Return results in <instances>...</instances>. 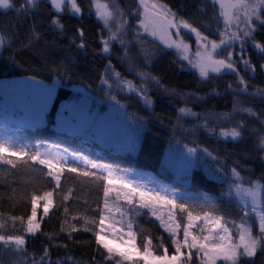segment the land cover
<instances>
[{
	"label": "snow or ice",
	"instance_id": "snow-or-ice-1",
	"mask_svg": "<svg viewBox=\"0 0 264 264\" xmlns=\"http://www.w3.org/2000/svg\"><path fill=\"white\" fill-rule=\"evenodd\" d=\"M210 3L214 9L219 6L214 19L218 21L220 18L223 19V28L217 26L218 40H210L187 20L177 18L176 13L167 4L159 3L158 0H136L135 8L131 10L121 9L118 4L90 0L91 7L95 10L94 14L102 22L103 30L108 33L107 39L104 38L103 31L101 35L102 52L108 62L104 73L98 78L96 91L84 85L75 89L78 95L65 106L63 114H57L56 128L85 142L99 140L109 148L122 151L137 150L148 132L149 121L135 113H130L127 102H122L120 97L135 95L146 109L154 106V101L148 94V84L152 83L159 87L160 79L145 70L150 66L148 56L144 58V67L140 68L133 65L128 55L130 46L134 43L140 44L147 37L159 40L165 50H174L180 70L198 74L201 83L235 73L236 86L233 88V85L229 84L228 90L247 94L248 84L244 77L240 76L238 64L242 63L245 71L255 74L256 65L244 57L245 45L249 41L264 60V44L254 39L257 27L264 28V0H210ZM50 4L57 14L50 22L54 29L63 32L64 25L61 24L59 16L65 12V9L69 15L77 14L78 18H82L83 9L77 0H50ZM29 7L35 8L36 0H26V3L16 11L26 12ZM13 8H15L13 0H0V9ZM182 30L195 37L194 53L185 42ZM78 34L80 43L77 47L84 49L86 45L83 30L79 29ZM34 35L39 38L38 33ZM114 43H119L124 52V55L118 59L121 62L127 60L129 69L135 67V75L141 81L140 85L116 71L111 61ZM11 44V39L6 41L5 36L0 35V51L6 46L11 47ZM237 44L240 53L235 56L231 49H235ZM218 56L222 58L218 59ZM62 67L61 64L50 69V74L55 76L54 85L63 82L67 70L65 68L64 74H61ZM259 68L264 72V63H260ZM22 84L30 96L39 98L40 102L34 110L33 118L36 125L43 124L54 88H49L44 81L35 77L25 78ZM164 91L174 90L164 89ZM97 92L102 94L97 95ZM212 94L216 93L213 91ZM183 95H192V93ZM197 99L203 98L197 97ZM238 103L237 101L236 104ZM243 111L254 115L251 109ZM202 116L204 123L193 125V134L195 129L203 127L209 134L217 135L218 141L219 137H231L235 141L242 136V124L230 130L221 128L216 134L207 123L212 116L211 113L205 111L201 114L187 107L179 108L177 122L169 136L168 148L161 163L162 168L173 177L171 184L163 181L145 182L142 177L137 176L135 168L106 163L99 156L92 157L82 151L49 143L43 138L28 144L0 139V163L16 168L18 161H22L25 165L31 162V165L42 166V174L50 178L47 184L51 190L43 191L42 195L31 196V214L27 217L26 233L34 236L40 230L41 224L37 220L38 207L42 205L41 219L47 217L50 206L53 205V193L66 191L67 194L63 195L61 203L69 200L73 195L72 189H65L62 180L67 181L70 176L75 175L95 182L98 189L102 190V206L100 199L95 201L96 206L92 209L93 218L89 220L84 216L80 219L85 225L89 223L95 225V217L98 216V227L93 231V235L97 247L102 248L106 253L105 264H140L141 260L143 264H192L194 255L198 264H241L244 258H248V264H251V258L256 256L258 250L264 252V182H262L264 174L255 180L251 178L245 180L236 167L230 169V174L225 172L222 166L215 169L208 168L211 173L210 178L217 183L227 185V189H222L216 196L207 192H200L195 196L188 194L186 186L193 171L199 167L207 168L204 163L206 160L211 159L216 162L218 159L195 140L189 143L183 142V133L189 129L184 127L181 120L185 117L199 120ZM178 130L181 131L180 138L177 137ZM258 148L264 152V136L260 137ZM11 157L17 159L13 160ZM260 159L264 161V156ZM44 169L47 171L44 172ZM222 199L234 201L236 208L243 213L239 224L235 221L229 222L223 215L218 214V202ZM88 207L91 208V205ZM64 212L67 213L68 209L65 208ZM142 215L154 217L159 221L160 228L167 233L169 246L174 249L171 255L163 236L158 238L157 245H153L150 236L144 237L141 240L142 251L137 247V232L134 226L136 218ZM256 222H258V231L254 232L253 225ZM0 227H3V224H0ZM66 228L71 230L69 239L71 232L80 230L71 223H67L66 227L62 226L61 230L64 231ZM83 230L92 229L84 227ZM233 231L236 235H233ZM0 242L8 246L14 245L17 251H23L26 244L24 235H0ZM154 248L163 249V253L154 255ZM49 255L48 249L45 248L40 264H44L45 258ZM134 257H139V260ZM54 264H67V262L56 261Z\"/></svg>",
	"mask_w": 264,
	"mask_h": 264
},
{
	"label": "trees",
	"instance_id": "trees-1",
	"mask_svg": "<svg viewBox=\"0 0 264 264\" xmlns=\"http://www.w3.org/2000/svg\"><path fill=\"white\" fill-rule=\"evenodd\" d=\"M101 1L112 5L118 4L124 10L134 9L136 5V0ZM158 1L167 4L176 13L177 18H183L190 24L188 17L191 18L192 15L197 14L198 24L202 25L200 20H203L205 16L203 15L204 6L201 3H204V0ZM208 2L210 3V0ZM13 3L15 8L12 10L0 9V35H4L6 41L8 39L12 41L11 47L6 46L0 51V78L31 76L53 82L55 76L50 74V69L62 64L61 74H64L65 68L67 70L46 112V123L31 128L26 127L28 129L24 134L29 136L33 143L38 139L57 137L60 134L53 126L55 114L62 100L74 94L72 89L74 84L90 86L93 91H96L98 78L104 73L108 62L102 52V31L105 39L107 35L101 21L94 14L95 10L91 7L90 0H77L83 9L82 18H78L77 14L69 15L67 9L59 16L61 24L64 25L63 32L51 26L50 22L57 14L49 0H36L35 8L29 7L26 12L20 13H17L16 9L25 4L26 0H13ZM192 26L196 27L194 24ZM79 29L84 32L86 45L84 49L77 47L80 43ZM34 33L39 34L38 39ZM182 35L194 53L195 38L190 33H186V30H182ZM128 38L131 39V37ZM254 39L264 44V28L257 27ZM231 50L234 51L235 56L240 53L238 44ZM123 55L124 52L119 43H114L111 61L116 71L126 79L140 85L141 81L135 75V67L129 69L127 60L121 62L118 59ZM128 55L133 65L140 68L144 67V58L148 56L150 66L145 70L159 78L161 85L158 87L152 83L148 84V94L154 101L151 109H146L135 95L120 97L122 102H127L130 113H135L149 121L148 132L143 137L139 148L133 153L123 154L127 162L160 175L169 136L177 122L178 109L187 107L196 113L203 114L205 111L211 113L212 116L207 123L216 134L221 128L230 130L237 125H243L241 138L234 141L231 137H219L218 141L217 135L209 134L203 127L195 129L193 134V125L204 123L203 116L199 120L191 117L181 120L184 127L189 129L183 133V142L189 143L195 140L201 147L207 148L218 157L216 162L211 159L204 162L209 168L215 169L222 166L223 170L230 174V169L236 167L245 180L248 178L255 180L264 174V161L260 159L264 156V152L258 148L260 137L264 136V72H261L259 68V64L264 63V60L252 46L251 41L245 45L244 57L256 65L255 74L245 71L242 63L238 64L240 76H243L248 84L247 94L228 90L227 85L232 84L233 88L236 86L235 73L201 83L198 74L180 70L174 50H165L164 46L151 37L145 38L140 44L134 43L130 46ZM164 89L174 91L165 92ZM213 91L216 94H212ZM186 93H192V95H183ZM101 94L97 92V95ZM197 97L203 99H197ZM237 101L238 104H236ZM234 104H236L235 108ZM244 109H251L254 115L243 111ZM177 137H181L179 130ZM119 155L122 153L119 152ZM29 165L18 161L17 167L12 168L10 165L0 163V224H3V227H0V235H24L26 240L23 251H17L14 245L8 246L0 242V249L3 252H10L9 257L0 256V263L40 264L44 249L47 248L50 255L45 258L44 264L49 262L54 264L56 261H66L67 264H74V262L105 264L106 253L102 248L97 247L93 235V231L98 227V216L95 217V225L91 223L85 225L80 219L84 216H87L89 220L93 218L92 209L95 208V201L98 199L101 200L102 206V190L98 189L95 182L85 178L73 175L67 181L62 180L65 189L71 188L73 195L62 204L63 195L67 192L53 193V205L50 206L47 217L41 219L42 205L38 207L37 220L41 224L40 230L34 236L26 233L27 217L31 214V196L42 195L43 191L51 190L47 184L50 178L42 174V166ZM43 171L46 172L47 169ZM188 187L196 194L207 192L213 196L224 190L222 184L207 176L205 167H199L193 171ZM89 205L91 208L88 207ZM65 208L68 209L67 213L64 212ZM218 208V214L223 215L225 219L241 222L243 213L236 208L234 201L222 199L218 202ZM13 217L17 219L13 220ZM20 217L23 219H19ZM67 223L74 224L80 229L77 232H71V239H69L70 229L61 230ZM84 227L92 230L84 231ZM253 229L254 232L258 231V222L253 225ZM134 230L137 232L136 244L141 251L143 248L141 240L147 236L151 237L153 245H157L158 238L163 236L165 245L169 246L167 233L160 228L159 221H156L154 217L146 215L137 217ZM168 251L171 255L174 249L169 246ZM153 253L160 255L163 249L154 248ZM69 257H71L70 260ZM192 264H196L194 258ZM241 264H248V258L242 259ZM251 264H264V252L258 250L256 256L251 258Z\"/></svg>",
	"mask_w": 264,
	"mask_h": 264
},
{
	"label": "rangeland",
	"instance_id": "rangeland-1",
	"mask_svg": "<svg viewBox=\"0 0 264 264\" xmlns=\"http://www.w3.org/2000/svg\"><path fill=\"white\" fill-rule=\"evenodd\" d=\"M100 2L104 3L101 0ZM201 4L202 6H204L203 15L205 16L203 20L202 19L200 20V22H202L201 23L202 25L198 24L199 17H196L197 14L192 15L191 18L188 17V20L191 22V24H194L204 35L208 36L210 40L212 39L218 40L217 26L219 25V27L222 29L223 19L220 18L219 21L217 19H214L216 9L213 8V6L211 5V3L208 2V0H204V3ZM106 35L108 38L107 31H106ZM157 41L159 44H161L159 40ZM27 77H31V76H13V77L0 78V138L6 139L12 143H25V144L31 143L32 140H30V137L24 134V132H26V130L28 129L26 127L31 128L37 126L34 123L33 116H34V110L40 101L38 97L33 98L32 96H30L28 91L25 89V86L22 84V81ZM36 79L40 80L38 78ZM44 82L49 88H54L52 99L48 102L46 108V112H47L53 98L57 93L58 84L54 85L53 82H46V81ZM80 86L81 85L79 84H74L72 86L74 94L71 97L62 100L55 114V122L57 119V114L58 113L63 114L65 111V106L78 95L75 89L79 88ZM21 117H25V119H21ZM55 122L53 123V126L55 129H57L55 126ZM44 123H46V115L43 124ZM57 131H59L60 133L58 134L57 137H50L45 140H47L49 143L59 144L62 147H68L70 149L82 151L85 154L92 157L99 156L106 163L118 164L124 168H135L137 169V176L142 177L145 182L163 181L164 183L167 184L173 183L172 175L169 172H166L163 168H161V174L158 175L148 169L136 167L132 165L130 162H127L123 154L133 153L135 150L134 151L117 150L115 148H109L99 140H95V141L89 140L85 142L78 138L71 137L58 129ZM119 152H121L122 155H119ZM208 168L209 167L205 168V171L207 176L211 177V173L208 171ZM188 185L186 186L187 193L192 196L197 195L196 192L189 189ZM150 186H154V185L150 184ZM223 187L224 190L227 189V185H223ZM117 218H118V214H117ZM226 220L232 222V220H228V219ZM236 223L239 224L240 222H236ZM229 226H231V223L229 224ZM233 235H236L235 231H233ZM0 256L9 257L10 252L8 251L3 252L2 249H0ZM137 258L139 257H134V259ZM193 258L196 260V264H198L195 255L193 256ZM0 264H4V263H0Z\"/></svg>",
	"mask_w": 264,
	"mask_h": 264
}]
</instances>
